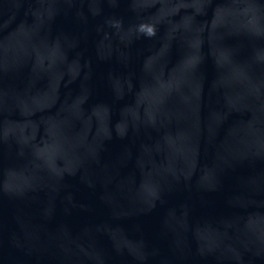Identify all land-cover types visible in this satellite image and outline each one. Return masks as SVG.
<instances>
[{
  "label": "water",
  "instance_id": "water-1",
  "mask_svg": "<svg viewBox=\"0 0 264 264\" xmlns=\"http://www.w3.org/2000/svg\"><path fill=\"white\" fill-rule=\"evenodd\" d=\"M0 264H264V0H0Z\"/></svg>",
  "mask_w": 264,
  "mask_h": 264
},
{
  "label": "clouds",
  "instance_id": "clouds-1",
  "mask_svg": "<svg viewBox=\"0 0 264 264\" xmlns=\"http://www.w3.org/2000/svg\"><path fill=\"white\" fill-rule=\"evenodd\" d=\"M140 31L144 32V34L147 35V36L155 35V31L151 27L145 28V26L141 25Z\"/></svg>",
  "mask_w": 264,
  "mask_h": 264
}]
</instances>
